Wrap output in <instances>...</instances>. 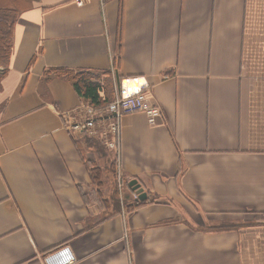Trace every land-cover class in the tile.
<instances>
[{
  "label": "crops",
  "instance_id": "0c3cea01",
  "mask_svg": "<svg viewBox=\"0 0 264 264\" xmlns=\"http://www.w3.org/2000/svg\"><path fill=\"white\" fill-rule=\"evenodd\" d=\"M81 2L32 0L14 24L0 264L62 245L74 264H264V0ZM59 68L105 72L108 98L143 77L160 114L123 115L116 151L74 136L87 102L44 79ZM131 179L150 202L137 206Z\"/></svg>",
  "mask_w": 264,
  "mask_h": 264
},
{
  "label": "built area",
  "instance_id": "2783aa9c",
  "mask_svg": "<svg viewBox=\"0 0 264 264\" xmlns=\"http://www.w3.org/2000/svg\"><path fill=\"white\" fill-rule=\"evenodd\" d=\"M76 3L82 2L76 0ZM147 85L143 77L120 79L113 99L106 106L96 107L90 102L81 105L78 111L80 117L67 123L66 129L74 136L95 138L106 150L116 151L119 121L123 115L140 112L149 124H154L160 114L158 106L146 94ZM75 260L67 245L59 246L41 257L42 264H74Z\"/></svg>",
  "mask_w": 264,
  "mask_h": 264
},
{
  "label": "trees",
  "instance_id": "16d2710c",
  "mask_svg": "<svg viewBox=\"0 0 264 264\" xmlns=\"http://www.w3.org/2000/svg\"><path fill=\"white\" fill-rule=\"evenodd\" d=\"M16 19L17 8L15 0H6L5 3L0 2V69H2V71H0V81L5 75L10 62V56L13 48V28ZM104 73L105 72L91 70H71L66 68H59L48 69L44 71L43 77L45 80L49 79L50 77L64 78L72 85L81 102H90L91 104H93V106L104 107L113 99L108 98L103 91L102 75ZM100 146L101 148L103 147L102 144H100ZM115 161H117V154H114L113 164L112 166H109V171L112 174L113 178H115L114 182L116 180ZM91 176L92 182H95L97 178L94 171H92ZM96 181L99 182L98 180ZM148 202L150 201L145 199L144 201H137L136 203L137 206H140Z\"/></svg>",
  "mask_w": 264,
  "mask_h": 264
},
{
  "label": "water",
  "instance_id": "95a60500",
  "mask_svg": "<svg viewBox=\"0 0 264 264\" xmlns=\"http://www.w3.org/2000/svg\"><path fill=\"white\" fill-rule=\"evenodd\" d=\"M128 186L136 194L137 199L139 201H144L146 199V194H145V192L143 191V188L140 186V184L137 182L136 179H131L128 182Z\"/></svg>",
  "mask_w": 264,
  "mask_h": 264
},
{
  "label": "rangeland",
  "instance_id": "374dc122",
  "mask_svg": "<svg viewBox=\"0 0 264 264\" xmlns=\"http://www.w3.org/2000/svg\"><path fill=\"white\" fill-rule=\"evenodd\" d=\"M31 1H32V0H15V4H16V8H17V16H18L19 12H20L22 9L28 7L29 4H31ZM0 2H1V3H5L6 0H0ZM13 6H14V5H13ZM120 183H121V182H119V184H120Z\"/></svg>",
  "mask_w": 264,
  "mask_h": 264
}]
</instances>
